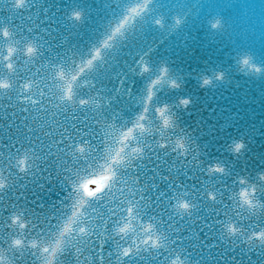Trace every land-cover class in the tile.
I'll return each mask as SVG.
<instances>
[{"label": "water", "instance_id": "1", "mask_svg": "<svg viewBox=\"0 0 264 264\" xmlns=\"http://www.w3.org/2000/svg\"><path fill=\"white\" fill-rule=\"evenodd\" d=\"M0 70V264H264V0H0Z\"/></svg>", "mask_w": 264, "mask_h": 264}]
</instances>
